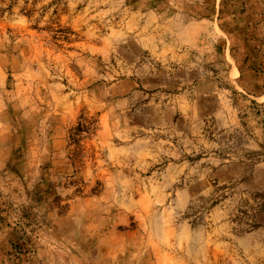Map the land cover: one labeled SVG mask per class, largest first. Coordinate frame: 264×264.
<instances>
[{"label": "rangeland", "instance_id": "1", "mask_svg": "<svg viewBox=\"0 0 264 264\" xmlns=\"http://www.w3.org/2000/svg\"><path fill=\"white\" fill-rule=\"evenodd\" d=\"M0 264H264V0H0Z\"/></svg>", "mask_w": 264, "mask_h": 264}, {"label": "trees", "instance_id": "2", "mask_svg": "<svg viewBox=\"0 0 264 264\" xmlns=\"http://www.w3.org/2000/svg\"><path fill=\"white\" fill-rule=\"evenodd\" d=\"M98 128V118L94 116H89L82 113L78 117L76 125L70 129L68 140L70 145H74L72 154H75L77 148L81 145V141L86 137L92 136L96 133ZM96 190V189H94Z\"/></svg>", "mask_w": 264, "mask_h": 264}]
</instances>
